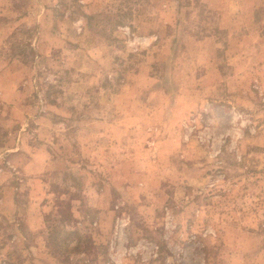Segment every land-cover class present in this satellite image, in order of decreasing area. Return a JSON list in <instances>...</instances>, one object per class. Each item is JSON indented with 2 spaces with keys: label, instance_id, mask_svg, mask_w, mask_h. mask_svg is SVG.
I'll list each match as a JSON object with an SVG mask.
<instances>
[{
  "label": "rangeland",
  "instance_id": "374dc122",
  "mask_svg": "<svg viewBox=\"0 0 264 264\" xmlns=\"http://www.w3.org/2000/svg\"><path fill=\"white\" fill-rule=\"evenodd\" d=\"M0 264H264V0H0Z\"/></svg>",
  "mask_w": 264,
  "mask_h": 264
},
{
  "label": "crops",
  "instance_id": "0c3cea01",
  "mask_svg": "<svg viewBox=\"0 0 264 264\" xmlns=\"http://www.w3.org/2000/svg\"><path fill=\"white\" fill-rule=\"evenodd\" d=\"M11 152H13V153H15V150H12ZM29 204L30 205H27V208H31L32 207V209H34V207L36 206L37 207V210H40V209H42V210H44L45 209V207H44V205H33V203L31 204V202H29ZM39 238H44L43 236H40V237H36L35 235L34 236H31V238H29L28 240H35V241H37ZM29 248L31 249V250H35L36 248H35V246H33V244L30 242V246H29Z\"/></svg>",
  "mask_w": 264,
  "mask_h": 264
}]
</instances>
